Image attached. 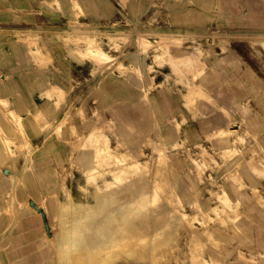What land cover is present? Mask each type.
<instances>
[{
    "label": "rangeland",
    "instance_id": "obj_1",
    "mask_svg": "<svg viewBox=\"0 0 264 264\" xmlns=\"http://www.w3.org/2000/svg\"><path fill=\"white\" fill-rule=\"evenodd\" d=\"M96 1L110 4L116 14L108 21H100L97 12H89L81 21L93 28L88 34L94 36L97 46L110 58V63L115 62V58L121 63L93 74L90 62L85 65L75 63L59 41V36L85 33L83 30L76 32L71 17L47 10L40 0H27L28 4L19 8L13 7L8 0H0V106L4 109L3 113L20 117L27 143L26 155L18 159L10 155L15 151L13 124L0 111V190H10L6 195H19L18 199L27 191L31 202L39 208L46 227L44 239L30 250L25 249L24 253L15 251L16 258L12 257V247L4 244L10 238V230L1 231L4 243L0 244V264H92L90 250L86 251L87 254L84 250H76L68 255L63 237L54 243L50 241L54 233L66 225L57 201L73 199L75 203L96 204L97 192L79 187L80 183L84 184L80 170H84L85 164L75 149L74 134L84 135V117L93 119L103 115L105 119L116 116L123 119L126 123V145L142 166L157 157L156 150L163 151L168 158L171 157L184 183L192 181L203 188L202 195L197 196L203 207L209 209L213 206L188 159L196 157L203 149L221 163L216 151L234 148L233 137L208 141L211 124L189 119V124L183 128L189 141L177 149L171 148L169 141L164 144V134L173 125V118L181 120V112L190 116L183 106L181 91L184 86L180 78L166 65L164 56H153L154 49L162 42L179 39L181 46H175L173 52L186 54L198 46L205 56L213 52L215 58L221 60L223 82L216 86V94L219 100L234 107L238 118L230 121L228 130L250 137L254 134L264 145V0H129L125 11L113 5L119 0ZM224 7L231 9L229 14H223L221 10ZM34 35H40L51 49L53 62L46 69L33 66L29 60V49L22 41ZM144 38L147 46L142 40ZM140 44L147 49L143 60L137 51ZM156 73L158 77L152 80ZM48 82L64 88L66 103L60 105L61 100L58 106L47 97L44 88L49 86ZM156 82L163 86L157 88ZM164 87L171 110L158 119L150 98L157 96L162 100L166 94L162 90ZM53 92L57 95L61 93L63 97L62 90H51L50 93ZM212 102L220 103L216 100ZM23 104L30 106L28 108L27 105L25 113L21 109ZM38 110L46 116L45 129L38 127L34 121L33 114ZM253 146L246 145L242 152L248 155ZM113 147L120 150L116 142ZM28 179L30 189L25 185ZM211 179L215 183L218 176L213 174ZM63 186L68 188L66 192ZM259 188L264 194V187ZM16 203L14 201L12 205ZM105 207L103 204L96 206V215ZM76 209L78 207L72 211ZM165 221L162 211L157 210L137 215V219L127 225L117 222L116 228L123 227L115 230L121 244L126 248L134 245L137 251L134 256L122 254L117 264H192L187 257L188 238L184 231L165 229ZM75 223L81 227L89 224L94 231L97 230V221H80L77 218ZM157 231H162V236L155 237ZM120 232H128L129 235L125 237ZM147 232H150L149 235ZM151 237L156 246L153 252L148 248ZM197 237L204 238L202 234ZM144 239L148 241V247L144 245ZM230 239L231 234L225 240ZM216 240L217 248L224 254L223 257H216L222 264H247L236 261L239 253L249 259L261 254L257 247L247 249L235 242L228 244L220 238ZM109 247L106 245L104 250ZM172 247H176V256L166 259V253ZM113 251L117 252L118 248Z\"/></svg>",
    "mask_w": 264,
    "mask_h": 264
},
{
    "label": "bare ground",
    "instance_id": "obj_2",
    "mask_svg": "<svg viewBox=\"0 0 264 264\" xmlns=\"http://www.w3.org/2000/svg\"><path fill=\"white\" fill-rule=\"evenodd\" d=\"M127 1L129 0L123 1L124 10L128 8ZM85 2V0H40L41 5L47 10L54 11L60 16L71 17L70 20L75 24L76 32L80 30L85 32L68 37L59 36V41L64 44L71 60L79 65L90 62L91 72L97 74L108 70L110 66L117 67L121 62L115 58L116 61L110 63V58L97 46L94 36L88 34L93 28L81 21L89 13L84 7ZM221 11L227 15L231 9L224 7ZM198 20L200 21L199 18ZM142 40L144 44L147 41L145 38ZM22 41L29 49V60L33 66L46 69L52 64L53 55L49 44L40 35L23 38ZM175 42L176 45H174ZM144 44H140L141 46L137 48L140 58L147 56ZM175 46H181L179 39L162 42L154 49L153 56L155 58L164 56L166 65L180 78L184 90L181 91L179 88V91H181L183 106L190 118L184 112L180 113L181 120L173 118V125L164 134V144L169 141L171 148L177 149L189 141L183 132V128L189 124V119L194 122L204 120L211 124V135L207 136L208 141L233 137L234 148L216 151L221 158V163H218L208 151L203 149L196 157L190 156L188 159L198 176L199 183L205 186L204 190L213 206L209 209L203 207L197 197L199 194L202 195L203 188L192 181L184 183L174 162L170 160L171 157L168 158L163 151L156 150L157 157L142 166L126 145V123L123 119L117 116L105 119L103 115H97L93 119L84 117V135L74 134L75 149L85 164L84 170H80L84 184L80 183L79 187L82 190L90 188L96 191V204L75 203L73 199L57 201V206L64 213L66 225L61 231L55 232L50 241L54 243L63 237V245L67 247L68 255H72L76 250L82 252L84 250L85 253L90 250L92 264H117L122 254L134 256L137 251L134 245L131 246L132 248H126L121 244L115 230L123 227L116 228L115 224L124 222L127 225L135 221L137 215L161 210L166 219L164 228L181 229L187 236V257L192 264H210V262L222 264L216 258L224 256L222 250L216 246L218 238L228 244L235 242L247 249L257 247L261 250V254L249 259L239 253L236 261L247 262V264H264V194L259 188L264 187V145L254 134L250 137L228 130L227 125L230 121L238 118L234 107L219 100L216 94V86L223 82L220 74L221 60H217L213 52H208L205 56L202 48L198 46L186 54L175 53L173 52ZM157 77L156 73L151 79L154 80ZM47 85L49 86L44 88L47 97L55 101L58 106L61 100L60 105L64 104L66 95L64 88L52 82H48ZM155 85L157 88L163 86L157 82ZM58 89L63 91V97L61 93L58 95L55 92L50 93L51 90ZM162 90L166 92L162 100L157 96L150 98L158 119L171 110L167 89L164 87ZM213 100L220 103L216 104L212 102ZM0 111L7 121L13 124L12 143L15 145V151L12 153L9 151V153L14 159L23 157L26 155L25 148L27 147L23 123L20 117L3 113L4 109L1 106ZM33 117L38 127L42 129L47 127L45 125L47 119L43 111L38 110ZM247 127L250 126L247 125ZM114 142L119 145L120 150L113 147ZM250 144L254 145L253 149L245 155L242 150ZM239 156L242 158H238ZM228 161L231 162L227 163ZM12 170L15 171L14 168ZM213 174L218 176L215 183L211 179ZM179 184H182L181 188ZM25 185L30 189L29 179L26 180ZM62 189L64 192L68 190L66 186ZM14 201H17L16 195L8 198L9 206H13ZM99 204L106 207L98 212L99 215H96L95 207ZM76 207L78 209L72 211ZM77 218L80 221H97V230L94 231L89 224L82 227L77 225L75 223ZM162 234V231H157L154 236L158 237ZM198 234H202L204 238L198 239ZM229 234H231V239L226 241ZM120 235L127 237L129 234L120 232ZM152 239L151 237L149 247L146 245L148 241L144 239V245L153 252L156 246ZM173 241L176 243L174 238ZM106 245L110 246L107 251L104 250ZM115 248H118L117 252L113 251ZM176 253V247H172L166 253L165 258L175 257ZM256 258L261 259L262 262L257 261Z\"/></svg>",
    "mask_w": 264,
    "mask_h": 264
},
{
    "label": "crops",
    "instance_id": "obj_3",
    "mask_svg": "<svg viewBox=\"0 0 264 264\" xmlns=\"http://www.w3.org/2000/svg\"><path fill=\"white\" fill-rule=\"evenodd\" d=\"M85 1L83 3L84 7L91 13L95 10L100 21H108L112 15L116 14L112 11L110 4L100 3L96 0ZM119 1L117 4L113 3V5L120 8L121 11H125L122 8L123 3L121 0ZM8 2L17 8L20 6L25 7L28 4L27 0H8ZM28 103H30L29 99ZM27 105L29 108V104ZM27 105L23 104V107H21L23 113L26 112ZM9 192L10 190H0V244L4 243L1 231L10 230V238L4 244L12 247V257L16 258V252L24 253L25 249L30 250L33 245H37L39 241L44 239L46 227L39 208L35 205L36 203L31 202V195L27 191L26 195H23L20 199H18L19 195L17 196V203L14 206H9L8 199L6 200V198L15 195H6ZM32 207H34V210H32Z\"/></svg>",
    "mask_w": 264,
    "mask_h": 264
}]
</instances>
